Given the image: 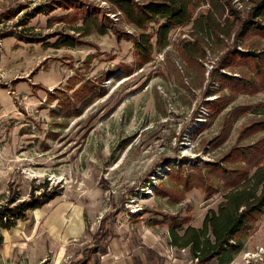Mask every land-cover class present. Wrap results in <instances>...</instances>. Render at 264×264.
Here are the masks:
<instances>
[{
    "label": "rangeland",
    "instance_id": "obj_1",
    "mask_svg": "<svg viewBox=\"0 0 264 264\" xmlns=\"http://www.w3.org/2000/svg\"><path fill=\"white\" fill-rule=\"evenodd\" d=\"M44 1L0 0V16L8 7ZM253 1L230 3L245 17ZM208 8L216 10L222 26L233 28L230 34L201 33L204 56L190 59L183 43L197 29L193 21L178 25L169 44H155L143 64L135 63L134 42L111 30L89 34L85 44L55 46L53 32L69 25L66 8L29 20L41 41L9 31L25 10L2 18L0 206L12 197L16 203L28 199L33 190L38 195L44 182L61 194L2 231L0 264L193 263L189 248L172 244V218L184 227H201L224 192L211 193L200 184L186 190L173 168L190 172L207 161L223 162L234 147L252 143L241 132L260 117L256 110H264V89L232 92L214 74H252L248 65L227 67L222 56L235 46L264 48V36H238L231 24L237 18L229 10L221 13L214 0L201 2L195 15ZM123 27L139 32L130 23ZM88 79L96 89L75 97L74 89ZM222 94L230 104L214 115L207 104ZM236 109L241 113L235 120ZM158 186L170 195L158 193ZM230 264H264V216Z\"/></svg>",
    "mask_w": 264,
    "mask_h": 264
},
{
    "label": "trees",
    "instance_id": "obj_2",
    "mask_svg": "<svg viewBox=\"0 0 264 264\" xmlns=\"http://www.w3.org/2000/svg\"><path fill=\"white\" fill-rule=\"evenodd\" d=\"M104 1L109 6L100 5L93 0H47L38 2L33 7L21 3L5 9L0 16V22L3 17L9 19L18 15L20 10H25L9 31L23 40L41 41L39 33L29 30V20L38 13H51L57 8H66L68 12L64 17L68 19L69 25L53 32V35L58 36L53 42L55 46L85 44L88 43L85 37L89 34L111 30L118 38L134 42L137 64L151 60L155 44L161 48L166 47L169 44L170 31L178 25L193 21L197 29L193 33L194 39L183 43V50L190 59L204 56L201 33L208 29L217 33L219 29L222 33L230 34L233 30L222 26L216 10L211 8L195 15L196 9L204 0ZM230 2L231 0H214V4L221 8V13L229 10L237 18L231 21V24L237 25L236 34L243 36L252 33L264 36V0H254L245 17L238 14ZM111 13H116L118 22ZM129 23L139 29V32L124 29L123 25ZM154 26L155 29H152ZM224 62L227 67L239 64L252 68V74L246 70L241 74L223 71L214 73L224 87H229L232 92L255 93L264 89V48L238 50L235 46L222 56L221 63ZM126 71L130 72L131 68L127 67ZM73 85L70 84L71 87ZM95 89V81L88 79L74 89V94L80 98L84 92ZM229 104V97L222 94L207 106L215 115L220 111L218 109H226ZM240 113L238 109L232 112L233 119H238ZM255 113L260 117L253 118L241 132L242 137H252V143L234 147L223 162L207 161L203 166L192 167L190 172H186L184 167L173 168L175 173L182 174V185L186 190L200 184L208 192H218L220 188L224 192L218 208L207 212L201 227H184L176 216L172 218V244L189 248L192 264H210L213 261L217 264H230L244 249L250 233L264 216V110H256ZM231 120L227 117L225 122ZM48 188V182H44L36 188L42 189L38 195L33 190L28 199L16 203L17 199L12 197L8 199V203L0 206V244L3 241L2 231L14 228L19 221L28 218L30 211L42 207L61 194L60 188ZM157 192L170 195V189L161 186H158Z\"/></svg>",
    "mask_w": 264,
    "mask_h": 264
}]
</instances>
